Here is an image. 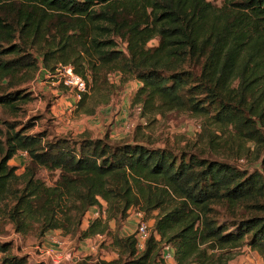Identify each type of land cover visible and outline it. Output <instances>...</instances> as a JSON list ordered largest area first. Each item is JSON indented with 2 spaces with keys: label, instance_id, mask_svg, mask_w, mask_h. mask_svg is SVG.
<instances>
[{
  "label": "trees",
  "instance_id": "1",
  "mask_svg": "<svg viewBox=\"0 0 264 264\" xmlns=\"http://www.w3.org/2000/svg\"><path fill=\"white\" fill-rule=\"evenodd\" d=\"M36 52L49 70L90 72L94 90L107 87L102 71L138 79L134 104L188 111L253 142L260 169L144 139L35 130L37 115L17 117L37 96L21 87L36 79ZM0 106L9 113L0 117V204L23 237H109L120 258L95 264H165L164 244L178 264H231L244 247L264 261V0H0ZM19 151L29 157L22 174L10 164ZM132 209L155 219L142 250L136 234L109 226ZM13 250L0 240V264H29Z\"/></svg>",
  "mask_w": 264,
  "mask_h": 264
},
{
  "label": "rangeland",
  "instance_id": "2",
  "mask_svg": "<svg viewBox=\"0 0 264 264\" xmlns=\"http://www.w3.org/2000/svg\"><path fill=\"white\" fill-rule=\"evenodd\" d=\"M211 1L221 4L224 0ZM154 44H157V39L149 43V45ZM35 55L39 60L36 79L21 87L32 90L37 96L21 105L22 110L17 117L21 121H26L31 116L37 115L35 130L48 129L54 135L74 138L86 135L102 137L111 142L144 139L145 142L156 146L201 151L208 157L229 160L245 168L260 169V159L253 142L245 143L233 136L231 131L223 130V132L208 123L204 117L188 111L165 110L149 113L141 104H134L133 97L141 86L138 79L130 76L124 80L125 77L120 72L102 71L101 76L107 77V87L94 90V82L88 72L87 97L82 101V93L61 84L60 65L62 64H58L55 70H49L42 64L41 55L38 52ZM8 116L9 113L0 106V117ZM28 160V155L19 151L10 160V164L16 165L17 173L22 174ZM39 176L51 183V177L45 169L39 171ZM6 203L10 204L9 201ZM3 208L4 204H0V240L13 241L14 253H28L30 255L28 263L36 262L38 259L36 255H39L38 247H44L43 243L37 242L33 236L23 237L16 232L12 222L4 214ZM99 211V207H92L86 213L82 227L86 228L89 220L96 217ZM136 212L137 210L132 209L120 225L115 219L110 220L112 233H118L120 236L136 234L139 222ZM151 226L149 224V229ZM52 236L59 241L60 252L57 254L62 257L61 264H95L99 260L111 261L120 258L109 237H91L78 245L70 236L62 232L52 233ZM53 251L56 253L55 250ZM230 263L264 264V261L256 251L244 247L234 251ZM120 264L124 262L121 261Z\"/></svg>",
  "mask_w": 264,
  "mask_h": 264
},
{
  "label": "built area",
  "instance_id": "3",
  "mask_svg": "<svg viewBox=\"0 0 264 264\" xmlns=\"http://www.w3.org/2000/svg\"><path fill=\"white\" fill-rule=\"evenodd\" d=\"M60 82L63 86L77 90L79 93H84L88 90V83L86 79L78 74L72 64L60 65ZM27 155L26 151H22ZM138 217V229L136 233L137 248L142 250L145 247L146 241L150 234L149 224L145 220V214L143 211H137ZM38 254L36 255L37 262L39 264H61L62 257L55 253L53 249L46 247H38ZM161 258L165 264H178L175 258L174 248L170 244H164L161 249Z\"/></svg>",
  "mask_w": 264,
  "mask_h": 264
},
{
  "label": "crops",
  "instance_id": "4",
  "mask_svg": "<svg viewBox=\"0 0 264 264\" xmlns=\"http://www.w3.org/2000/svg\"><path fill=\"white\" fill-rule=\"evenodd\" d=\"M141 84V83H140ZM155 219L154 218H151L148 222L150 225H153ZM58 232H62L61 230H53V231H50L44 238L43 240V246L44 247H47V248H50V249H53L55 250L56 252H60L59 251V241L57 240L56 237H53L52 236V233H58ZM97 236H102V235H97ZM245 248H249V247H245Z\"/></svg>",
  "mask_w": 264,
  "mask_h": 264
}]
</instances>
